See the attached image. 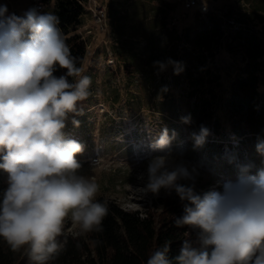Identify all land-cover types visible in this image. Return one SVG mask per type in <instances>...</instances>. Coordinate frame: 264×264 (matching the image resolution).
I'll use <instances>...</instances> for the list:
<instances>
[{
  "label": "rangeland",
  "instance_id": "1",
  "mask_svg": "<svg viewBox=\"0 0 264 264\" xmlns=\"http://www.w3.org/2000/svg\"><path fill=\"white\" fill-rule=\"evenodd\" d=\"M13 1L25 7L20 0ZM99 1L106 6L107 14L110 3L115 6L125 35L113 32L108 15L107 29H100L86 8L82 25L73 32L87 41L82 68L91 78L89 97L78 103L77 113L69 114L63 130L65 138L84 145V151L76 157L81 164L79 173L98 185L96 199L115 200L128 210L161 211L170 193L161 189L153 194L145 192L144 187L149 159L164 155L152 149L164 128L170 136L174 133L171 160L193 171V180L180 183L194 184L197 193L222 191L223 184L235 181L242 171L256 175L264 169V155L256 147L259 140H264V55L253 58L264 47V34L234 20L249 8V3L202 0L208 11H201L198 7L188 8L187 0H163L171 4L162 13L168 15L167 23L154 27L156 19L151 8H165L161 0ZM0 2L9 7L7 0ZM56 3H51L48 13L54 15ZM217 22L229 35L223 46L214 42L211 47H202V59L211 70L205 69L202 84L198 85L205 92L213 87L214 95L209 100L214 104H201L197 94L188 95L191 81L186 67H179V74L170 66L163 70L158 67L151 75L156 61L153 51L173 47L176 42H185V52L191 51L198 37L211 32ZM129 36L132 39L120 47L118 39L123 43ZM172 36L174 40L170 41ZM116 46L133 64V75L121 67L114 52ZM161 54L165 56L163 60L171 61L172 54ZM193 69L197 78L200 73ZM255 87L260 90L258 96ZM184 117H190V122L184 123ZM73 119L79 121L78 127L73 125ZM201 126L209 130V135L203 145L196 146L192 133H199ZM171 192L181 201L175 191ZM182 203L184 206L186 202ZM194 231L198 234V230ZM63 233H80L70 214Z\"/></svg>",
  "mask_w": 264,
  "mask_h": 264
},
{
  "label": "clouds",
  "instance_id": "2",
  "mask_svg": "<svg viewBox=\"0 0 264 264\" xmlns=\"http://www.w3.org/2000/svg\"><path fill=\"white\" fill-rule=\"evenodd\" d=\"M58 23L51 13L30 9L21 17L0 4V170L7 174L0 239L13 251L23 249L34 264H49L60 254L64 245L58 238L69 214L80 234L101 232L108 214L96 199L98 185L79 173L76 157L84 145L64 136L69 114L89 97L91 78L77 66ZM58 68L65 74L54 75ZM72 123L79 126L76 119ZM208 135L201 126L192 133L195 145ZM173 136L164 128L153 141V151L164 155L149 159L144 191H175L186 202L176 223L198 230V246L186 240L170 259L165 245L150 252L146 264H264V169L256 175L242 171L222 191L197 193L194 184L180 183L194 177L171 160ZM256 147L264 155V140Z\"/></svg>",
  "mask_w": 264,
  "mask_h": 264
},
{
  "label": "trees",
  "instance_id": "3",
  "mask_svg": "<svg viewBox=\"0 0 264 264\" xmlns=\"http://www.w3.org/2000/svg\"><path fill=\"white\" fill-rule=\"evenodd\" d=\"M84 1L86 0H57L54 9V16L59 20L57 27L63 34L71 54L76 57L78 67H82L88 52L86 39L81 34L73 32L83 23L87 11L83 4ZM161 1L166 4L165 8L158 6H152L151 8L153 17L156 19L153 24L154 27H163L167 23L168 15L162 13L166 12L171 4ZM244 1L249 3V8L234 20L245 24L250 29L258 28L264 34V0ZM108 18L113 32H119V35L123 33L125 26L122 24V17L119 16V12L112 3H110L108 9ZM123 35H125V32ZM228 35L229 31L217 22L211 32L203 33L198 37L191 51L185 52L188 47L185 42L182 45L181 42H176L173 47L167 48L168 46H166L156 53L153 51L152 58L156 59L155 62L165 63L175 70L182 66L186 67L187 77L191 81L188 95L197 94L200 97L201 104H208V101L209 104H214L209 100L214 95L213 87L207 92L198 87L202 84L205 69L208 72L211 70L207 62L202 59L205 52L201 49L206 44L211 47L214 42H218L223 46L222 42L228 38ZM131 39V36L124 38L123 43L122 40L118 39L117 43L121 44L120 47L123 48ZM176 39L179 41V37ZM169 40H174L173 36ZM120 47H115V56L124 71L129 75H133V64L127 61ZM161 51L172 54L171 61L177 63L171 64L167 60H163L165 56L161 54ZM258 51L259 53L257 52L253 58L264 55L263 46ZM187 60L188 64L185 65ZM158 67L157 64L153 63L151 75H154L153 72ZM193 68L200 73L197 78H195ZM65 72L66 70L58 68L54 75H64ZM69 79L74 80L76 78L70 77ZM259 94L260 90L255 87V95L258 96ZM203 95L207 97L203 98ZM211 107L213 106L211 105ZM255 107V112H257L259 109L258 104ZM6 181L7 174L0 170V194L7 186ZM171 194L172 192L164 201L160 212L150 209L146 211L128 210L115 200L99 197L97 200L105 203L108 207V214L102 222L103 230L86 234L79 233L76 236L63 233L58 239L64 247L58 256L49 261V264H146L150 252L157 248H163L165 245L169 247L167 255L170 259H174L179 254L186 240L198 246V234L188 226L177 225V218L183 215V203L177 201ZM0 264H34V261L23 249L13 251L3 239H0Z\"/></svg>",
  "mask_w": 264,
  "mask_h": 264
},
{
  "label": "built area",
  "instance_id": "4",
  "mask_svg": "<svg viewBox=\"0 0 264 264\" xmlns=\"http://www.w3.org/2000/svg\"><path fill=\"white\" fill-rule=\"evenodd\" d=\"M25 4V7L16 5L13 0H7L9 3L8 13L16 14L17 16H24L25 12L30 9H36L38 14H47L52 2L57 0H20ZM2 4V2H0ZM84 6L91 12L94 21L102 30L107 29V8L99 0H86L83 2ZM187 7H198L201 11H208V5L202 0H187ZM85 39V38H84ZM97 161V160H96ZM95 161V162H96Z\"/></svg>",
  "mask_w": 264,
  "mask_h": 264
}]
</instances>
